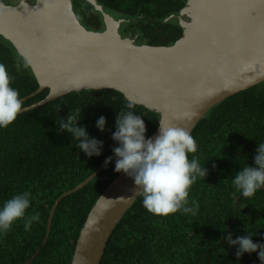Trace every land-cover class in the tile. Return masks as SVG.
Segmentation results:
<instances>
[{
    "label": "trees",
    "instance_id": "1",
    "mask_svg": "<svg viewBox=\"0 0 264 264\" xmlns=\"http://www.w3.org/2000/svg\"><path fill=\"white\" fill-rule=\"evenodd\" d=\"M21 1L0 3L16 6ZM97 1L110 14L125 20L122 34L136 38L139 45L171 46L183 35L178 14L188 0ZM73 2L86 28L105 30L102 14L90 3ZM0 63L12 77L11 86L18 90L23 109L48 96L49 89L35 94L39 84L30 66H24L15 47L1 35ZM128 104L142 115L146 137H151L159 127V115L111 89L70 93L18 114L11 125L0 128V205L16 193L31 191L33 200L28 213L40 214L39 222H34L30 231H25L23 220H19L0 235V264H24L36 253L46 235L55 201L114 154L112 148L118 146L112 140L116 115L128 111ZM75 108L81 109V118L84 116L81 125L104 142L100 156L87 157L76 148L77 142L69 133L57 132L60 117ZM101 115L107 118L105 132L95 127ZM191 135L198 151L189 159L196 156L208 169L207 176L199 178L189 191V201L194 199L200 205L197 215H154L144 208L140 197L117 225L101 264H261L257 253H245L237 260L236 248L229 246L224 237L228 232L233 239L250 233L253 242L264 243V189L243 198L231 182L246 163L254 166L258 143L264 142V82L215 106ZM114 167L115 158L86 187L60 202L48 242L31 264L72 263L91 209L121 173Z\"/></svg>",
    "mask_w": 264,
    "mask_h": 264
},
{
    "label": "water",
    "instance_id": "2",
    "mask_svg": "<svg viewBox=\"0 0 264 264\" xmlns=\"http://www.w3.org/2000/svg\"><path fill=\"white\" fill-rule=\"evenodd\" d=\"M86 1L102 14L104 31L86 28L73 0L0 3V35L19 55L30 56L39 84L35 94L50 91L19 114L73 92L111 89L157 113L159 123L192 134L215 106L264 82V0H188L178 14L183 35L171 46L137 44L122 34L124 19L97 0ZM158 134L159 127L151 137ZM105 168L104 161L55 201L43 242L24 264H31L47 244L60 202ZM140 197L132 179L121 172L91 209L71 264H101L117 225Z\"/></svg>",
    "mask_w": 264,
    "mask_h": 264
},
{
    "label": "clouds",
    "instance_id": "3",
    "mask_svg": "<svg viewBox=\"0 0 264 264\" xmlns=\"http://www.w3.org/2000/svg\"><path fill=\"white\" fill-rule=\"evenodd\" d=\"M25 67L31 64L27 52L20 53ZM12 77L6 66L0 63V128H7L23 110V102L16 88L11 86ZM128 104V111L117 113L112 140L118 146L112 148L115 155L114 171L129 176L139 189L144 208L158 216H168L180 212L196 216L199 203L189 201L191 186L199 178H205L208 169L201 165L196 156L198 151L195 138L186 128L165 126L159 123V134L146 137V125L142 115H137ZM81 109L75 108L65 117H60L57 132H67L75 140L76 148L87 157L100 156L104 142L90 135L86 126L81 125ZM107 118L103 115L95 122L100 132H105ZM211 160V159H210ZM209 161V160H208ZM207 161V162H208ZM112 163V157L105 158V166ZM215 167V165H213ZM243 198L253 197L264 189V142L258 143L254 166L247 163L241 167L231 180ZM33 195L31 191H21L0 205V235L7 233L16 221L23 220L24 230L30 231L33 223H38V212L29 214ZM249 233V232H248ZM250 233L233 239L228 232L225 242L236 248L239 260L245 253H257L264 264V243L253 242Z\"/></svg>",
    "mask_w": 264,
    "mask_h": 264
}]
</instances>
